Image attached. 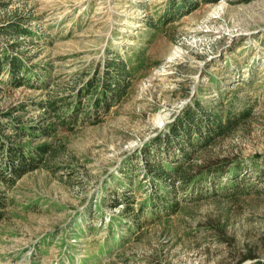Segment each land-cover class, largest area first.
<instances>
[{
	"label": "rangeland",
	"instance_id": "obj_1",
	"mask_svg": "<svg viewBox=\"0 0 264 264\" xmlns=\"http://www.w3.org/2000/svg\"><path fill=\"white\" fill-rule=\"evenodd\" d=\"M168 2L0 0V22L20 15L33 31L17 50L50 69L46 86L11 89L1 99L2 108L26 103L34 120L46 99L71 93L110 51L149 54L130 94L101 123L59 130L55 170L37 169L2 191L9 206L0 264H264V0H210L155 31L150 22ZM218 88L254 106L251 121L212 153L248 172L244 193L193 198L140 233L127 230L118 223L126 216L108 206L126 181L124 166L187 103Z\"/></svg>",
	"mask_w": 264,
	"mask_h": 264
},
{
	"label": "trees",
	"instance_id": "obj_2",
	"mask_svg": "<svg viewBox=\"0 0 264 264\" xmlns=\"http://www.w3.org/2000/svg\"><path fill=\"white\" fill-rule=\"evenodd\" d=\"M209 1L171 0L150 27L160 30L173 21L174 15L179 17L184 10L192 11ZM22 17L0 22V35L7 38H0V104L11 89L47 85L45 77L50 69L16 48L21 37L33 36ZM130 51H110L113 55H107L89 78L78 79L71 93L46 99L40 119L31 117L26 103L0 107V185L5 189L0 190V222L9 206L2 191L14 190L23 177L37 169L55 170L53 162L60 154L55 141L59 130L70 132L77 125L101 123L130 94L135 80L149 65L147 48ZM253 111L246 96L230 88H218L213 97L196 96L187 103L167 129L140 147L121 171L126 181L108 195V206L126 216L118 223L140 233L148 225L185 211L184 205L193 198L216 192L243 194L241 184L248 180V172L245 175L241 165L232 166V156L220 158L212 153L251 121ZM49 138L52 141L39 142ZM142 193L144 198L139 196ZM113 229L110 226L108 232Z\"/></svg>",
	"mask_w": 264,
	"mask_h": 264
}]
</instances>
